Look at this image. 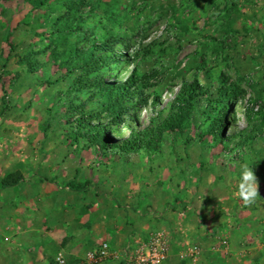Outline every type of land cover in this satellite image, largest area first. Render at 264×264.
I'll list each match as a JSON object with an SVG mask.
<instances>
[{
  "label": "rangeland",
  "instance_id": "obj_1",
  "mask_svg": "<svg viewBox=\"0 0 264 264\" xmlns=\"http://www.w3.org/2000/svg\"><path fill=\"white\" fill-rule=\"evenodd\" d=\"M109 39L113 48L98 50ZM94 44L113 63L84 71L92 85L74 90ZM135 69L145 87L133 118L108 127L114 140L166 118L196 77L229 88L225 128L212 129L222 113L201 104L157 147L127 153L88 142L89 124L110 119L102 83ZM0 164L23 176L11 187L17 229L68 228L63 213L80 221L90 210L115 234L89 251L108 242L105 260L87 252L91 264H124L157 230L169 234L166 264H264V0H86L77 15L63 0H0ZM242 165L258 181L251 205L234 195ZM25 235L0 233V264L16 260L11 243L28 251ZM195 245L197 256L184 255ZM60 253L72 263L58 252L51 264Z\"/></svg>",
  "mask_w": 264,
  "mask_h": 264
},
{
  "label": "trees",
  "instance_id": "obj_2",
  "mask_svg": "<svg viewBox=\"0 0 264 264\" xmlns=\"http://www.w3.org/2000/svg\"><path fill=\"white\" fill-rule=\"evenodd\" d=\"M30 3L33 8H40L46 4L49 0H23ZM68 7L69 14L77 15L80 12L81 6L86 3V0H63ZM71 28V26H67ZM81 29V26H79ZM109 39L105 44H100L98 50L106 51L113 48L109 44ZM96 45L90 46L84 51V55L87 57L84 60L85 64L82 65L81 75L73 78L70 82V86L74 90L84 89L92 85L90 78L83 77L84 71L89 69H98L102 65L113 63V58L106 55L105 53H96ZM135 69L125 80L118 81L116 83L108 84L102 83L105 90H103L104 102L102 104V111H107L110 114L108 124L96 123L89 124L90 130L87 132L88 142L96 143L101 148L106 149L111 145L118 148L120 151L132 153L142 149L157 147L159 143L165 139L166 135L172 132L176 127L185 126L191 117V112L199 110L201 104H207L212 107L216 112L221 111V115L213 119L212 129L217 128L218 130L225 128V116L228 110L231 108V103L228 101V87L223 83L213 88V84L208 86L201 83L198 77L194 81L183 85L177 93L175 99L171 103L170 114L160 121L158 124L153 126L145 127L140 130H132L123 140H114L108 133V127L115 125L116 128L120 123L125 121V116L133 118L132 109L136 99V93L142 94L145 83L142 78L136 72ZM73 74L74 72H70ZM83 73V74H82ZM222 83V82H221ZM130 101L128 102V98ZM219 113V112H218ZM217 113V114H218ZM99 117V113L91 114L90 118ZM154 119V118H153ZM154 123V121H153ZM223 127V128H222ZM119 130V129H118ZM119 132V131H118ZM224 135L220 132L219 141H222ZM110 140H114L111 143ZM110 142V143H109ZM21 172L10 173L2 180L3 186L13 187L22 179Z\"/></svg>",
  "mask_w": 264,
  "mask_h": 264
},
{
  "label": "crops",
  "instance_id": "obj_3",
  "mask_svg": "<svg viewBox=\"0 0 264 264\" xmlns=\"http://www.w3.org/2000/svg\"><path fill=\"white\" fill-rule=\"evenodd\" d=\"M10 173L11 164L8 166H2L0 164V233H11L12 241L17 235L24 233L28 239L26 246L31 245L30 248L28 247V251H16L13 243H11V252H15L13 254L16 257V260L11 264H51L55 260L58 252H63L65 257L72 262L71 264H91L86 260L87 252L97 246V242L101 237H111L113 235L112 231L101 229L98 225L95 226L96 224L90 219V210L79 213V216H81L80 221H77L76 215L72 216L66 215V212L63 213L62 218H66L64 224L69 225L68 228H57L54 226L50 232L43 230L37 231L38 229L34 227L17 229L19 228L20 221L19 215H15L18 210L15 211L17 208H15L11 201V186L5 187L2 183L5 176ZM11 212L13 219H11ZM48 219L55 221V216H49ZM48 219H44L40 223L42 225L47 224V221L49 222ZM92 225L95 228L91 229L90 227ZM114 237L115 234L113 235ZM127 239L126 242L129 240ZM132 241L130 240V242ZM182 261L180 260L181 263Z\"/></svg>",
  "mask_w": 264,
  "mask_h": 264
},
{
  "label": "built area",
  "instance_id": "obj_4",
  "mask_svg": "<svg viewBox=\"0 0 264 264\" xmlns=\"http://www.w3.org/2000/svg\"><path fill=\"white\" fill-rule=\"evenodd\" d=\"M198 249L199 247L195 245L191 248V252H186L184 255L197 256ZM169 250V234L165 230H157L150 234L147 240L137 243L134 250L125 259L124 264H166L170 255ZM108 256V242H103L96 250L88 253L89 259L95 262L105 260ZM57 260L61 264L66 262L62 253L58 255Z\"/></svg>",
  "mask_w": 264,
  "mask_h": 264
},
{
  "label": "clouds",
  "instance_id": "obj_5",
  "mask_svg": "<svg viewBox=\"0 0 264 264\" xmlns=\"http://www.w3.org/2000/svg\"><path fill=\"white\" fill-rule=\"evenodd\" d=\"M234 195H237L245 205H251L256 202L260 194L258 191L257 177L253 168L247 165L241 166L239 183L236 186Z\"/></svg>",
  "mask_w": 264,
  "mask_h": 264
}]
</instances>
